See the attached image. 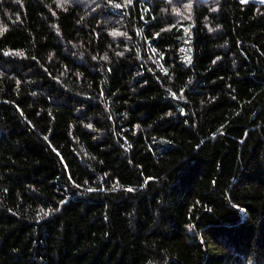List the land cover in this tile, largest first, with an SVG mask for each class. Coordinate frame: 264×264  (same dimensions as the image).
I'll use <instances>...</instances> for the list:
<instances>
[{
	"label": "trees",
	"instance_id": "obj_1",
	"mask_svg": "<svg viewBox=\"0 0 264 264\" xmlns=\"http://www.w3.org/2000/svg\"><path fill=\"white\" fill-rule=\"evenodd\" d=\"M0 264H264V0H0Z\"/></svg>",
	"mask_w": 264,
	"mask_h": 264
}]
</instances>
